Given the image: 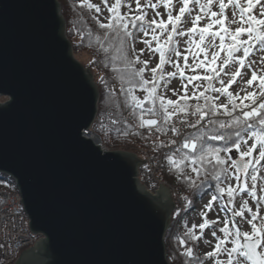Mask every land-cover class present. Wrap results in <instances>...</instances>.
Here are the masks:
<instances>
[{
  "label": "water",
  "instance_id": "water-1",
  "mask_svg": "<svg viewBox=\"0 0 264 264\" xmlns=\"http://www.w3.org/2000/svg\"><path fill=\"white\" fill-rule=\"evenodd\" d=\"M99 96L59 0H0V172L43 236L16 264H170L169 189L152 195L138 172L146 161L84 135Z\"/></svg>",
  "mask_w": 264,
  "mask_h": 264
},
{
  "label": "snow or ice",
  "instance_id": "snow-or-ice-1",
  "mask_svg": "<svg viewBox=\"0 0 264 264\" xmlns=\"http://www.w3.org/2000/svg\"><path fill=\"white\" fill-rule=\"evenodd\" d=\"M102 2L111 15L108 18L109 22H97L101 29L111 34L105 35L103 39L109 40L110 46L113 43L116 45L115 50L128 69L126 82L132 86L122 91L126 94V103L131 107L132 114L139 121V127L147 128L150 132L154 129L157 133L171 131L180 135L179 128L174 124L169 128V125L174 116L182 113L181 123L195 131L184 135L182 142L166 154L168 163L181 174H186L185 169L190 168L191 172L197 176H204L201 185L215 193L205 205L208 211H211L215 202L226 194L228 203L233 204L232 217L242 218L240 221L224 222L218 229L223 234L221 238L217 236L214 227L217 221H209L205 213L203 222L198 226L193 225L186 235L199 240L201 236L195 234V229L198 227L202 234L203 230L212 227V236L216 238L217 243L215 249L207 253V257L215 259V264H244V262L264 264V251H261L264 249V215L260 212L262 198L257 195L258 173L264 162V59L260 61L261 67H254L257 62L248 59L256 45L260 50H264V19H258L250 14L254 7L253 0H245L246 6L241 0H227V3L225 0H215L219 13L211 10L214 0H206V3L199 5L201 13L211 17V21L205 27L197 26L203 18L202 15L191 18L190 0H181L182 6L179 8V15L176 16H173L171 0H165L163 6L169 9L167 22L163 19L157 21L155 16H159V12H156L152 19H148L147 10L160 6L152 0H144L143 3L142 0H134L135 8L128 0H114L111 5L109 0H102ZM192 2L199 3V0H192ZM255 3L259 4V0H255ZM229 5L233 8V14L228 24L238 25L234 32L224 26L228 19L226 9ZM85 6L96 13L102 11L99 5L91 3L90 0H81V7ZM124 7L127 11L122 12L121 9ZM186 12L193 25L187 29V32L178 30V25L185 22L182 18L185 17ZM260 16L264 17V7L261 9ZM245 24L247 27H244ZM169 25L172 26L170 30ZM214 25H220L223 34L221 31H213ZM165 33H167L166 40L161 43L160 36ZM139 34L143 37L150 35L151 39H144L142 42L148 49L159 54V63L154 68L148 69L149 61L141 60L140 55H136L134 59L129 58L128 41L134 40ZM191 34H198L199 39H194ZM243 34L247 35V40L240 39ZM186 35L189 36L185 43L188 45L187 52L192 56V64L188 63L189 56L179 50L178 42L174 40V36ZM217 37H219L218 44ZM226 37L232 42L226 44ZM153 42L156 44L154 48ZM132 50L134 51V48ZM104 51L107 52L108 49L105 48ZM221 52H225L226 55L221 57ZM201 53L204 54V59H200ZM173 56L182 58L183 66L179 59L174 60ZM218 60L219 64H217ZM137 63L142 64L143 67L135 68L134 65ZM165 64H172L176 71L166 73ZM186 68H191L193 74L186 77L187 83L183 85L184 95L179 100L167 99L158 94L159 81L165 80L166 77L185 78ZM201 68H206L208 74L203 76L196 74V70ZM226 68L230 70L225 71ZM245 68L252 69L251 77L247 81H243ZM146 70L153 73L151 80L145 79ZM221 73L229 77L227 81L221 77ZM237 78L244 84V87L240 89L244 93L243 96L239 93L234 94L230 90L232 85L237 83ZM121 80H124L123 76ZM217 80L219 87L214 84ZM194 81L207 83L206 85L195 84ZM254 82H256L257 90L249 91L248 89L254 86ZM188 85H192L195 89L191 95L188 93ZM136 87L147 93L143 99L134 94ZM201 88H203L202 91H200ZM209 93L220 95L212 96ZM220 96L226 97L227 102L217 103ZM189 100L198 102L202 100L203 104L197 103L192 107L188 103ZM181 101L184 103L181 104ZM244 101H250V104ZM146 104L149 106L145 107ZM221 109L223 114L229 117L228 120L217 119ZM190 117H195V120L189 119ZM216 141L223 142L222 146L212 143ZM249 141L253 143L249 145ZM171 143L176 144V141L173 140ZM256 152L258 155L254 156ZM221 153L225 155L221 156ZM236 153L239 159L234 158ZM187 178L191 181L190 176ZM233 179L237 182V186L225 183ZM249 179L250 187L247 183ZM192 183L195 182L192 181ZM237 192H247L257 200L256 210H253L246 200L242 201L237 209L234 205ZM200 198H203V193ZM188 203L191 205V201ZM246 212L251 213V218L247 220L251 226V232L243 231L240 226L235 228L229 226L230 223L242 224ZM180 242L184 243L183 240ZM228 243L233 246L226 247ZM221 253H226V260L219 259ZM184 255L191 257L193 249L186 248Z\"/></svg>",
  "mask_w": 264,
  "mask_h": 264
},
{
  "label": "trees",
  "instance_id": "trees-1",
  "mask_svg": "<svg viewBox=\"0 0 264 264\" xmlns=\"http://www.w3.org/2000/svg\"><path fill=\"white\" fill-rule=\"evenodd\" d=\"M59 1L62 7V13L67 22V36L73 42L75 49L78 50V48H81L85 53L95 56L87 65V67L93 70L100 93L98 115L95 123L91 127L92 131L100 137L105 146H108L114 151H127L144 157L148 147L150 145L155 146L157 149L155 156L159 157L160 154H163V178L170 185L181 190L183 196L188 201L195 199L191 205L189 203L187 204L188 210H193L196 205L195 202L200 198L201 193L204 196L209 191L213 192L211 189H206L201 185L204 176H197L191 172L190 168L185 169L186 174L179 173L168 163L166 158V154L171 152L167 145L169 140L167 133H157L154 130L155 132L152 134L147 128L139 127V121L132 114L131 107L126 103V94L122 91V89L132 86L126 82L128 80V69L120 59V54L115 50L116 45L113 43L110 46L109 40L103 39L105 35L111 34L99 27V23L97 22L99 19L96 16V12L89 10L86 6L81 7V2L77 0ZM137 36L134 40L129 39L128 41V55L130 59H134L131 51ZM105 48L108 49L107 52L104 51ZM134 67L140 68L139 63L135 64ZM121 76L124 77L123 81L121 80ZM160 83L161 81H159V86ZM142 93L147 95L140 88H135L134 94L141 99H143L140 95ZM6 100L7 98L0 97V102H5ZM148 106L147 104L145 105V107ZM146 118L149 117L146 116ZM217 119L228 120L229 117L220 114ZM212 143L216 146H222L223 144L221 141ZM162 144L166 146L161 147L160 145ZM221 156H224V153H221ZM188 176L191 177V181L187 178ZM192 181L195 183L193 184ZM5 190L9 191L12 188L8 186ZM186 233L181 232L178 228L176 230L171 228L167 233L165 242L167 252L173 258L172 264H202L203 258L199 255L198 241L192 239ZM181 240L184 243H181ZM186 248L193 249V255L191 257L184 255Z\"/></svg>",
  "mask_w": 264,
  "mask_h": 264
},
{
  "label": "rangeland",
  "instance_id": "rangeland-1",
  "mask_svg": "<svg viewBox=\"0 0 264 264\" xmlns=\"http://www.w3.org/2000/svg\"><path fill=\"white\" fill-rule=\"evenodd\" d=\"M79 2H81V0H77ZM92 3L97 4L101 7L102 11L100 13H96V16L98 17L100 22L103 23H107L109 22L108 18L110 17V13L107 11V8L104 7L102 0H90ZM60 2V1H59ZM114 0H109V5H111V3H113ZM128 2L133 3V8H135V4H134V0H128ZM144 2V0H142V3ZM153 3H157L160 4V6L156 9H148L147 10V16L148 19H152L155 16L156 12H159L160 15L159 16H155V18L157 19V21L163 19L165 22H167V17H168V11L169 9L167 7H164L163 4L165 2V0H152ZM242 3H245V0H241ZM254 2V7L251 10V15L256 16L258 19H264V17L260 16V12L262 7H264V0H259V4L255 3V0H253ZM172 3V8H173V16L179 15V8L182 6L181 4V0H171ZM201 3H206V0H199V3H194L192 2V0H190L189 2V9H190V13H191V18H194L196 15H202L203 18L201 19V21L199 22V24L197 25L198 27H205L210 21H211V17L204 15L201 13L200 11V7L199 5ZM225 3H227V0H225ZM61 4V3H60ZM246 6V3H245ZM62 8V7H61ZM212 11H216L217 13H219V7L218 5L215 3L214 0V4L212 6ZM122 12L127 11V8L124 7L121 9ZM63 14V13H62ZM232 14H233V8L231 5H229L226 9V16H227V20L225 21V27H228L230 31H235V29L238 27V25L236 24H228V21L231 20L232 18ZM64 17V15H63ZM65 19V17H64ZM183 21L181 24L178 25V30H183L185 32H187L188 28H191L193 25L190 22V17L189 14L186 12L185 17L182 18ZM67 24V22H66ZM169 30L171 29V25L168 26ZM244 27H247V25L245 24ZM213 31H221V34H223V30L221 28L220 25H214ZM159 33V30H157ZM193 36L194 39L198 40L199 36L198 34H191ZM167 37V33L163 34L160 36V41L161 43H163L166 40ZM67 38L70 40V38L67 36ZM144 39H151V36L149 35L148 37H143L142 34H139L137 36L136 41L134 42V45L132 46V49L134 48V51H131V55L133 58H135L136 55H140L141 60H147L149 61L148 63V69L154 68L158 65L159 63V54L155 53L153 51H151L150 49L147 48V46L142 42ZM189 39V36L186 35L184 37H179V36H174V40H176L178 42V48L179 50L188 55L189 59H188V63L192 64L193 60H192V56L187 52V48L188 45L185 43L187 40ZM240 39L242 40H247L248 37L246 34H243L240 36ZM72 47H73V53H74V57L87 69L89 70L92 75H93V80L95 82V84L97 85V81H96V77L93 73L92 68L87 67V65L92 61V59L95 57L94 55H90L88 53H85V51L81 50V48H78V50L75 49V46L73 44V42L70 40ZM232 41L229 40L227 37L225 39V43L229 44ZM216 43H219V37L216 38ZM156 46L155 42H153V48ZM143 50V51H141ZM226 55L225 52H221V57H224ZM240 55V54H237ZM173 59H179V62L181 64V66H183V60L182 58H177L173 56ZM200 59H204V54L201 53L200 54ZM210 59V56H209ZM249 60H254L257 63L254 65V67H261L262 65L260 64V61L262 59H264V50H260L259 46L256 45L253 50L252 53L250 55V57L248 58ZM217 64H219V60L217 61ZM140 67H143L142 64H139ZM231 68V66H230ZM230 68H226L225 71H229ZM164 71L167 72H174L176 71L175 67H173L172 64H165L164 65ZM251 71L252 69L249 68H245L243 70V72L245 73L243 75V81H247L248 79H250L251 77ZM192 69L191 68H186L185 69V78H181L179 76L175 77V78H168L166 77L165 80L161 81L159 89H158V93L159 95H163L164 97H166L167 99H172V100H179L181 96L184 95V91H183V85L187 83V79L186 77L188 75H192ZM196 74L198 75H205L208 74V70L206 68H201V69H197L196 70ZM153 76V73L151 71L146 70L145 71V77L148 80H151ZM221 77L223 79H225V81L228 80V76H224L223 73H221ZM193 83L195 84H204L206 85V81H194ZM215 86L219 87V83L218 80L214 81ZM256 82H254V86L252 88H249V91H256V87H255ZM98 87V85H97ZM241 87H244V84L240 81L239 78H237V83L233 84L231 87V91H233V93H239L241 96L244 95L243 92L240 91ZM99 90V89H98ZM203 88L200 89V91H202ZM195 91V89H193L192 85H188V93L189 95H191V93ZM175 93V94H174ZM100 94V93H99ZM212 96H218L220 94L218 93H209ZM141 97L143 98L145 95L144 93L140 94ZM100 99V97H99ZM7 101V100H6ZM227 99L224 96H220V99L217 101V103H226ZM259 102V101H258ZM184 101H181V104H183ZM189 105L194 107L197 103H201L203 104V101H196V100H189L188 101ZM244 103H249L250 101H244ZM221 114H223V109L220 110ZM97 119V118H96ZM251 143H253V141H249V145H251ZM106 148H108V151H112L115 152L114 150H111L108 146H106ZM123 152H127V151H123ZM145 152V151H144ZM132 153V152H130ZM135 154V153H134ZM140 159L145 161V155L144 157H140L138 154H136ZM225 155V154H224ZM258 155V152L254 153V156ZM236 159H239L238 153L235 154ZM143 168V165L138 169L139 174L141 173V169ZM260 172L258 173V182H257V195L259 197H261V205L262 207L260 208V212L261 215H264V162H262L261 166H260ZM249 172L251 173V170H249ZM143 175L140 174V179L142 182V185H146V180H144V178L142 177ZM226 184H232V186H237V182L235 181V179L230 180V181H226ZM249 187L251 186V180L249 179L247 181ZM161 186L166 187L167 189H169L171 195H172V199L175 203V210L177 209V212H179V214L177 215L176 212V217L175 214L173 215V220H172V225L169 228V231L171 228H174V230H176L177 228L183 232L186 233L188 232V230L190 228L193 227V225L198 226L200 223L203 222L204 220V214H207V219L209 221L211 220H215L217 221V224L214 226L215 230L217 231V236H220L221 238L223 237V234L219 232V227H222L224 222H231L233 220L235 221H240L242 218L240 217H232V209H233V204H229L228 203V197L225 194L222 199H218L215 204L213 205V208L211 211H208L205 208V205H207L209 203V201L211 200V196L214 194L213 192L209 191L207 192L203 198H198L195 202V208L193 210H189L187 213H182L183 210V200L182 198L185 200V202H187V198L185 196H183L181 190L177 189L176 187H173L172 185H170V183L166 180L164 183L160 184ZM160 185H158V188L160 190ZM223 186V185H222ZM146 189V186L144 187ZM147 190V189H146ZM148 191V190H147ZM150 193V192H149ZM152 195H157V193ZM246 200L249 204V206L253 209L256 210L257 208V200L253 199L247 192H237L235 194V199H234V205L237 209H239L242 201ZM191 203H193L195 201V199H190ZM179 206V207H178ZM226 206V207H225ZM223 209V210H222ZM180 216H182L181 221L179 222V220H177ZM251 218V213L246 212L245 216L243 218V223L242 224H229L230 227L235 228L237 226H240L242 228L243 231L246 232H251V226L250 224L247 223V220ZM174 219H176L174 221ZM212 227H209L205 230H203V233L201 234V231L199 230V228L197 227L195 229V234L198 236H201V238L198 241V251H199V255L200 257L203 258V262L202 264H215V259H209L207 257V253L209 251H213L215 249V245L217 243V240L215 237L212 236ZM168 231V232H169ZM231 239V238H229ZM233 245L231 243H228L226 245V247L231 248ZM167 249V248H166ZM261 251H264V249H261ZM167 259L169 261L170 264H172V260L173 258L171 257V255L168 254L167 252ZM219 259L221 260H226L227 259V255L226 253H221L219 256ZM244 264H248V262H244Z\"/></svg>",
  "mask_w": 264,
  "mask_h": 264
},
{
  "label": "built area",
  "instance_id": "built-area-1",
  "mask_svg": "<svg viewBox=\"0 0 264 264\" xmlns=\"http://www.w3.org/2000/svg\"><path fill=\"white\" fill-rule=\"evenodd\" d=\"M183 114L180 113L173 117L171 124H174L180 130V135L171 131L167 132L168 147L172 151L177 147L183 139V136L194 129L187 128L181 123ZM189 119L195 120V117ZM86 137L95 136L90 131L84 132ZM175 140L176 144L171 141ZM105 151H108L102 142L98 144ZM157 149L155 146L150 145L145 155L146 165L141 169V175L146 180V189L150 193H157L159 191L158 185L165 182L162 176L164 172V159L163 154L159 157L155 156ZM139 174V176H140ZM13 178L0 172V249L1 258L0 264H16L23 251L31 247H36L38 241H41L43 236L33 232L30 224V218L25 211L22 203V196L16 187ZM11 187L12 190H5L6 187ZM183 200V211L185 210V200Z\"/></svg>",
  "mask_w": 264,
  "mask_h": 264
},
{
  "label": "bare ground",
  "instance_id": "bare-ground-1",
  "mask_svg": "<svg viewBox=\"0 0 264 264\" xmlns=\"http://www.w3.org/2000/svg\"><path fill=\"white\" fill-rule=\"evenodd\" d=\"M90 138H92V140H93L96 144H99V143H100L99 137H97V136H92V137H90Z\"/></svg>",
  "mask_w": 264,
  "mask_h": 264
}]
</instances>
